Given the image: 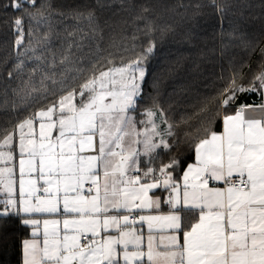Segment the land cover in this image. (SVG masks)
I'll return each instance as SVG.
<instances>
[{
    "label": "snow or ice",
    "instance_id": "obj_1",
    "mask_svg": "<svg viewBox=\"0 0 264 264\" xmlns=\"http://www.w3.org/2000/svg\"><path fill=\"white\" fill-rule=\"evenodd\" d=\"M112 6L6 5L18 15L0 58V233L12 216L29 229L20 264H264V48L174 122L158 93L139 107L154 35L171 26L119 0L137 26L134 57L117 61L97 15ZM210 6L221 25L233 7ZM245 93L261 102L237 105Z\"/></svg>",
    "mask_w": 264,
    "mask_h": 264
},
{
    "label": "trees",
    "instance_id": "obj_2",
    "mask_svg": "<svg viewBox=\"0 0 264 264\" xmlns=\"http://www.w3.org/2000/svg\"><path fill=\"white\" fill-rule=\"evenodd\" d=\"M9 2L0 0V58L13 53L14 34L10 21L18 13L6 7ZM52 2L56 9L65 12L96 6V0ZM104 2L113 6L97 8V15L104 28L102 47L111 51L117 61L121 55L125 60L133 58L134 53L131 50L124 52L123 45L131 49L130 37L137 26L133 22L135 13L121 10L117 6L119 0ZM141 2L148 3L159 14V25L171 26L169 30L163 33L157 31L154 35L156 47L146 64L143 99L139 105L141 110L158 93V103L172 121L179 122L182 117L193 112V106L199 100L215 94L221 76H228L242 63L255 69L261 60L260 49L264 48L262 0H219L233 5L223 18L222 25L215 9L210 6L211 0H137V3ZM245 3L251 7H242ZM197 4L202 7L197 9ZM113 39L115 45L110 46ZM54 47L59 50V41ZM5 76L6 72L0 66V88L3 87ZM260 102L258 93L240 94L236 100L237 105ZM4 220L7 221V227L0 233V264H20L21 240L28 236L29 229L15 216L5 217Z\"/></svg>",
    "mask_w": 264,
    "mask_h": 264
}]
</instances>
